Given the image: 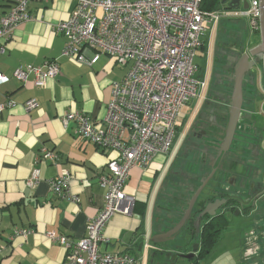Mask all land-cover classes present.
I'll return each instance as SVG.
<instances>
[{"label": "crops", "instance_id": "1", "mask_svg": "<svg viewBox=\"0 0 264 264\" xmlns=\"http://www.w3.org/2000/svg\"><path fill=\"white\" fill-rule=\"evenodd\" d=\"M12 2L0 0V16L9 10ZM75 2L32 0L28 4L31 19L19 24L11 38L0 42L3 46L0 73L7 78L0 84V264H65V250L52 243L47 233L53 231L78 240L85 233L87 220L96 215L103 203L104 190L98 178L107 171L113 154L83 139L75 132L73 122L64 125L63 117L69 111H79L94 125L101 126L113 84L122 79L128 66H119L106 54H100L94 65L61 56L64 38L51 26L67 20ZM242 20L238 26L245 29L246 22ZM247 35L245 50L252 48L255 36ZM207 37L206 33L204 47L196 58L208 56L211 37L206 43ZM84 52L87 58L93 54L90 50ZM48 60H57L60 74L48 78L42 88L34 85L32 74L26 82L13 75L20 66L41 68ZM28 100H34L37 107L26 110ZM8 101L13 102L11 107L5 106ZM195 103L188 105L190 110ZM183 122L177 124L181 127ZM43 151L53 153L57 159H43ZM173 154L174 149L168 157H155L146 168L136 166L129 170L126 190L134 195L139 213L115 214L103 229L108 242L101 244L100 251H128L136 255L139 253L136 236L149 234L151 238L155 234L159 194L172 181ZM33 170L39 172L35 188L27 184ZM63 170L70 173L69 190L78 196L79 203L55 196L49 187V180ZM259 206L248 215L250 220L253 218L249 225L251 232L243 241L240 237L237 257L240 264H264V210ZM151 207L149 219L147 212ZM16 229H30L31 233L25 239L13 237ZM235 241L238 243L239 239Z\"/></svg>", "mask_w": 264, "mask_h": 264}, {"label": "built area", "instance_id": "2", "mask_svg": "<svg viewBox=\"0 0 264 264\" xmlns=\"http://www.w3.org/2000/svg\"><path fill=\"white\" fill-rule=\"evenodd\" d=\"M31 1L13 0L0 16V42L31 19ZM247 2V8L240 4L237 9L204 12L201 0H76L69 18L51 26L64 38L61 56L94 65L100 54H106L119 66H128L122 79L113 84L101 126L79 111H69L63 117L64 125L73 122L83 139L113 154L107 171L98 178L104 190L102 206L87 220L84 235L73 241L53 231L47 233L52 243L65 250V264H142L146 260L151 248L147 234L141 236L138 255L102 252L101 244L108 242L103 229L115 214L130 215L134 210L136 199L126 190L129 170L146 168L155 157L170 155L183 108L202 96L207 79L194 60L204 47L208 24L211 34L213 26L224 18L245 19L249 35L259 34V0ZM85 50L93 52L90 58ZM30 74L34 85L42 88L48 78L60 74V67L57 60H48L41 68L20 66L13 73L21 82ZM6 80L0 73V84ZM12 105L11 101L5 104ZM35 107L34 100L26 102V110ZM42 158L57 159L46 151ZM69 179L70 173L63 170L49 180V187L55 196L79 203L78 196L70 193ZM38 182L39 172L33 170L27 184L35 188ZM30 233V229H16L13 237L25 239Z\"/></svg>", "mask_w": 264, "mask_h": 264}, {"label": "flooded vegetation", "instance_id": "3", "mask_svg": "<svg viewBox=\"0 0 264 264\" xmlns=\"http://www.w3.org/2000/svg\"><path fill=\"white\" fill-rule=\"evenodd\" d=\"M239 21L240 19L224 18L216 23L217 28L211 32L213 34L208 48L209 62L205 68H201L207 76L206 88L202 96L194 100L196 103L184 121L177 139L178 151L170 168L171 176L184 164L186 168L182 175L187 181L188 191L192 193L191 197L201 186L203 187L194 202L189 219L174 235V239L156 244L154 247L167 252L173 260L178 258L176 254L191 253L194 244H198L194 254V257L196 256L199 250L197 240L204 220L223 221L227 215L235 214L247 218L257 204L264 210V117L260 114L262 112L256 113L253 109L245 113L244 99L231 144L228 150L221 151L230 115L234 72L245 53V41L249 34L247 27L245 32L244 28L238 26ZM257 66L245 73L243 88H247V85L258 87ZM255 116H259L257 118L259 120L261 118L263 123L258 122ZM258 124L261 126L258 127ZM176 160L178 161L175 162ZM195 174L200 176L194 189L192 185ZM211 174L212 176L207 179ZM204 179L207 181L203 185ZM171 183L172 181L169 182L170 185ZM177 187L181 186L174 185V188ZM215 202H218L220 207L214 214H204L196 223L200 213ZM211 210L212 208L208 211L211 213ZM159 222L155 234L172 230L177 224L173 217L169 220L162 217ZM166 222L168 228L165 229ZM191 224L193 230L189 228ZM188 243L191 250L185 252Z\"/></svg>", "mask_w": 264, "mask_h": 264}, {"label": "rangeland", "instance_id": "4", "mask_svg": "<svg viewBox=\"0 0 264 264\" xmlns=\"http://www.w3.org/2000/svg\"><path fill=\"white\" fill-rule=\"evenodd\" d=\"M242 22H246L245 19L242 20ZM211 25L208 24V29H207V35H209V37H207L206 39V43L208 42V38L211 37L212 40V34L210 35V27ZM246 27H247V23H246ZM217 28V26H216ZM215 28V29H216ZM242 29V28H241ZM252 45L251 47L257 45L256 42L258 40V35H255L254 37H252ZM211 44V43H210ZM200 57H197L195 59V64L198 65L199 67L205 68L208 65L209 62V57L206 56V58H203L201 55H199ZM206 60H207V64H206ZM260 65V64H259ZM257 66V73H256V77L258 80V87L256 86V88L254 87V90L252 92H250V90L246 87L243 88V108H244V112L248 113L250 112L252 109L257 113H260L263 117H264V86H263V82H262V71H261V67ZM127 70V69H126ZM201 74L199 73V76ZM211 73L209 74L210 77ZM191 108L188 106H185L181 112V117L179 118V124H181L183 122V116H184V120L186 121L188 116L191 114ZM256 118L259 116H255ZM258 119V118H257ZM261 121L258 119V122ZM263 123V120L261 121ZM260 124H258L259 127ZM261 126V125H260ZM178 140L174 142L173 144V149L175 148V153L173 154L171 160L174 161L176 152L178 151ZM178 160H176L175 162H177ZM185 165L183 164L179 169V171L175 174L172 175L171 179H172V183L171 185L168 184L166 186L165 189H163L161 191V193L159 194V204H161L162 206H164V210H165V205H167V203L170 201V196L169 193L171 192L172 188H174V185L176 187V184L179 186H182L185 184L184 187L187 188L186 184L187 181L186 179L183 177L182 174L185 173L184 169H185ZM183 171V172H182ZM167 174V169L166 171L163 173L160 181L158 182L156 189H155V193H154V197H153V201L156 198V195L159 191L161 182L163 180V178L166 176ZM199 174L198 175H193L194 177V181H193V188L195 189L198 185V178H199ZM170 179V180H171ZM173 185V186H172ZM188 185V184H187ZM172 186V187H171ZM169 190V192L167 193L166 191ZM187 192V194H189V199H190V195H192L190 193V191L187 190L185 191V193ZM152 207L149 209V211L147 212V214L149 215L148 218L151 219L152 216ZM160 215H162V217H164V212H162V210H159ZM146 214V215H147ZM176 220V217H173ZM227 219V227L226 230H222L220 232V235L218 237V240L216 242V244L213 246V248L208 251L206 254H204L202 256V258L199 260V264H240L238 262V247H239V243L242 240H245V238L247 237V235H249L248 233L251 232V230L249 229V225L250 222L253 221V218L251 217V220L247 217H241V215H237L235 214V216L233 215H227L226 216ZM178 223V222H177ZM223 235V238L220 240L221 236ZM148 238L150 239L149 234L147 235ZM240 237L242 238L240 240ZM239 239V242L236 243L235 240ZM220 240V241H219ZM151 243V242H150ZM236 243V244H235ZM152 246H154L151 243ZM152 248V247H151ZM147 263V257L146 260L143 261L142 264H146ZM174 264H188V261L186 259H182V258H176L174 261ZM242 264V263H241Z\"/></svg>", "mask_w": 264, "mask_h": 264}, {"label": "water", "instance_id": "5", "mask_svg": "<svg viewBox=\"0 0 264 264\" xmlns=\"http://www.w3.org/2000/svg\"><path fill=\"white\" fill-rule=\"evenodd\" d=\"M228 2V7L231 9H237L240 7V4L242 5V8H247L248 2L247 0H222V3ZM259 6H260V16H259V42L256 46L250 48L245 52L238 63V66L235 69L234 72V88L232 92V100H231V107H230V115L228 119L227 124V132L225 135V138L223 140V144L221 146V151H226L229 148V145L231 144L232 137L234 130L236 128L238 118L241 112L242 107V101H243V79L245 76V73L252 69L254 66L259 65L261 67L262 71V82L264 86V0H259ZM213 174V171H212ZM209 175L207 179H209L211 176ZM207 180H202L203 185L206 183ZM203 186H201L191 197L187 209L184 211L183 216L179 220V222L176 224V226L167 232L155 234L150 238V242L154 245L159 243H164L166 241H170L174 239V235L180 231L182 226L184 225L185 221L189 219L191 215V210L193 208L194 202L199 195L201 189ZM220 207V204L218 202H215L214 204H209L205 210L200 213L198 220L196 223L199 222V218L203 216L204 214H214L215 210ZM210 208H212V212L208 211ZM198 248V244L193 245V250L191 253L188 254H176V257L183 258L186 260H190L194 257V254Z\"/></svg>", "mask_w": 264, "mask_h": 264}, {"label": "trees", "instance_id": "6", "mask_svg": "<svg viewBox=\"0 0 264 264\" xmlns=\"http://www.w3.org/2000/svg\"><path fill=\"white\" fill-rule=\"evenodd\" d=\"M222 7L227 8V6L224 5V3H222V0H201V4H200L201 10L204 12L216 11ZM247 88L252 93H254L256 91V89H255V91L253 92L254 88L252 86L247 85ZM183 124H184V122H183ZM181 129H182V126L180 127L177 124L176 125L177 134H176L175 141H177V139L180 135ZM184 186H185V184L179 188L178 187L172 188L171 192H169V190L166 191L167 193L169 192L172 194H169L170 201L167 203V205H165V210H164V206H162L158 202V206H157L158 212H156V216H155V226L157 229L159 228V225H160L159 219L162 218V215H160L161 211H159V210H162V212H164L165 220H169L172 217H176V222H177L180 219V217L182 216L183 212L187 208L188 201H189V196H188L189 194H187V192L185 193L187 188ZM186 186H187V184H186ZM133 212L139 213L137 203H135V207H134ZM156 218H157V221H156ZM203 222H204V224H203V227L201 228L200 235L198 236V240H197L199 243V250L193 259L187 260L188 264H199V260L202 258V256L204 254H206L208 251H210L213 248V246L216 244L218 237L220 235V232L227 227L226 219H224L223 221L222 220L218 221V220H214V219L211 221L204 220ZM165 225L166 226L164 228L165 229L168 228L167 222L165 223ZM189 228L191 230H193V225L191 224L189 226ZM159 232H161V231H159ZM142 235L143 234L137 235L136 239H135V245H136L139 252H140V249L142 246V240H141ZM186 246H187V248L185 249V252L190 251L191 247H188L189 243ZM154 247H155V245L153 246V248H150L148 253H147V263L146 264H174L175 260H173V258H171L167 254V252H165L163 250H157ZM125 252L129 253L128 251H125ZM129 254H131V253H129ZM132 255H134V254H132Z\"/></svg>", "mask_w": 264, "mask_h": 264}, {"label": "bare ground", "instance_id": "7", "mask_svg": "<svg viewBox=\"0 0 264 264\" xmlns=\"http://www.w3.org/2000/svg\"><path fill=\"white\" fill-rule=\"evenodd\" d=\"M228 2H229V1L225 2L224 5L227 6V5H228ZM227 7H228V6H227ZM228 8H229V7H228ZM257 35L259 36V34H257ZM199 50H201V49H199ZM247 50H249V49H247ZM247 50H245V52H247ZM205 78L207 79V76H206V75H205ZM187 106H188V105H187Z\"/></svg>", "mask_w": 264, "mask_h": 264}, {"label": "clouds", "instance_id": "8", "mask_svg": "<svg viewBox=\"0 0 264 264\" xmlns=\"http://www.w3.org/2000/svg\"><path fill=\"white\" fill-rule=\"evenodd\" d=\"M259 37V36H258Z\"/></svg>", "mask_w": 264, "mask_h": 264}]
</instances>
